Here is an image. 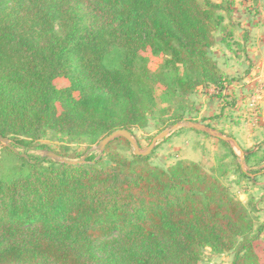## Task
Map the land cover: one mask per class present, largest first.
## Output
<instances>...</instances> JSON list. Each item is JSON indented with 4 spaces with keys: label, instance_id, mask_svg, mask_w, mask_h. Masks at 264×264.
<instances>
[{
    "label": "trees",
    "instance_id": "16d2710c",
    "mask_svg": "<svg viewBox=\"0 0 264 264\" xmlns=\"http://www.w3.org/2000/svg\"><path fill=\"white\" fill-rule=\"evenodd\" d=\"M232 3L0 0V136L18 152L0 144L19 161L0 172V264H202L204 248L261 264L262 226L198 162L128 157L114 148L131 144L124 137L105 147L110 163L26 152H56L49 134L88 150L119 129L134 135L156 113L158 91L166 126L185 120L199 87L221 95L233 79L211 49L235 40Z\"/></svg>",
    "mask_w": 264,
    "mask_h": 264
},
{
    "label": "rangeland",
    "instance_id": "374dc122",
    "mask_svg": "<svg viewBox=\"0 0 264 264\" xmlns=\"http://www.w3.org/2000/svg\"><path fill=\"white\" fill-rule=\"evenodd\" d=\"M214 1L225 2L226 0ZM232 1L235 40L231 47L221 42L216 43L211 49V55L222 71L233 80L227 83L221 95L218 94L219 90L214 85L199 87L189 96L192 105L185 112V120L182 122L202 123L234 138L241 148L230 143L229 145L237 157L232 154L230 147L221 143L219 138L190 126L171 130L168 135L157 141L148 156L154 165L161 168H168L178 160H192L200 163L221 180L230 193L248 207L256 229L262 226L260 237L255 245L261 264H264V117L259 113L261 104L258 103L260 99L258 95L264 91V81L259 82V87L250 86L248 92L245 91L246 85L253 84L252 75L250 77L249 75L259 67V62H264V50L263 55L258 58L255 56L257 51L251 50L257 41L264 42V0ZM228 21L229 19L226 20ZM252 26L259 27L255 34H251ZM216 36L220 40L219 32ZM157 65L158 59L151 57L150 69L154 70ZM57 83L65 85L67 81L57 80ZM160 94L158 91L157 110L151 116L149 124L145 128L134 129L135 140L142 151L150 147L156 136L173 127V124L166 126L162 122L171 114L165 111L166 104L161 102ZM43 141L56 153L58 151L81 154L78 159L97 154L98 157L103 156L106 163H110L104 152L97 147L98 144L93 146L97 147L96 149L88 150L84 142L54 134H49ZM114 148L128 157L134 153L133 146L124 142H117ZM26 152L31 157L44 155V151ZM18 162L0 144V172H10ZM238 163L246 174L238 168ZM233 256L234 251L216 253L210 248H204L202 264H229Z\"/></svg>",
    "mask_w": 264,
    "mask_h": 264
},
{
    "label": "water",
    "instance_id": "95a60500",
    "mask_svg": "<svg viewBox=\"0 0 264 264\" xmlns=\"http://www.w3.org/2000/svg\"><path fill=\"white\" fill-rule=\"evenodd\" d=\"M182 126H190L194 129L207 132L212 136H215V137L222 139V140H224L230 144L235 145L239 149L241 148L240 145L238 144V142L234 138L227 136L224 133L217 131L214 128H211L208 125H205L202 123H196V122H182V123H177V124L173 125V127L171 129L165 130L162 133H160L158 136H156L154 138L153 142L151 143L150 147H148L147 149H145L143 151L140 149V146H139L138 142L135 140L133 133L127 129H119V130L107 135L98 144L97 147L100 149L101 152H104L105 147L107 146L108 143H110L112 140H114L117 137H124L133 146L135 154L148 155L149 152L151 151V149L154 147V145L157 143V141L159 139L164 138L166 135H168L170 133L171 130L176 129L178 127H182ZM0 142L4 143L5 145L11 147V149H13L14 151L18 152V150L11 144L9 138L0 136ZM97 147H92V150L96 149ZM44 155L49 156V157L54 158V159H57V160H60L62 162H66V163H77L78 162V160H69L66 157H64V156H62L56 152H53V151H45Z\"/></svg>",
    "mask_w": 264,
    "mask_h": 264
},
{
    "label": "crops",
    "instance_id": "0c3cea01",
    "mask_svg": "<svg viewBox=\"0 0 264 264\" xmlns=\"http://www.w3.org/2000/svg\"><path fill=\"white\" fill-rule=\"evenodd\" d=\"M259 27L258 26H255V27H253L252 26V29H253V33L251 32V34H255V32H257L256 30L258 29ZM259 31H260V29H259ZM251 50H255V51H257V53H255V56H256V58H258V56L260 57V56H262L263 55V50H264V42H262V41H257V43H255L254 44V47L251 49ZM257 54H259V55H257ZM253 56V55H252ZM264 60V59H263ZM260 64H259V67L254 71V72H252L250 75H249V77L251 76V80H252V85H246L245 86V91L246 92H248V90H249V87L250 86H258L259 87V84L261 83V82H263L264 81V62L263 61H261V62H259ZM246 80H249V79H247L246 78ZM260 82V83H259ZM258 83V84H257ZM251 88V87H250ZM258 90V89H257ZM259 91V90H258ZM258 97L260 98L259 99V101H258V103L259 104H261L260 106V109H259V113H261L262 115H263V117H264V91L262 92V94H260V95H258ZM247 98H248V96H247Z\"/></svg>",
    "mask_w": 264,
    "mask_h": 264
}]
</instances>
